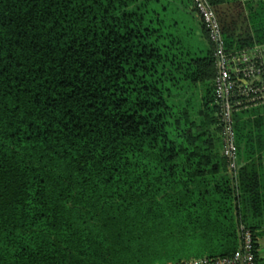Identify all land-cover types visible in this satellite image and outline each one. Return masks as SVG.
<instances>
[{
  "label": "trees",
  "instance_id": "16d2710c",
  "mask_svg": "<svg viewBox=\"0 0 264 264\" xmlns=\"http://www.w3.org/2000/svg\"><path fill=\"white\" fill-rule=\"evenodd\" d=\"M209 1L229 50L264 45L262 3ZM215 77L193 0H0V264L258 247L264 111L235 116L234 180Z\"/></svg>",
  "mask_w": 264,
  "mask_h": 264
},
{
  "label": "built area",
  "instance_id": "2783aa9c",
  "mask_svg": "<svg viewBox=\"0 0 264 264\" xmlns=\"http://www.w3.org/2000/svg\"><path fill=\"white\" fill-rule=\"evenodd\" d=\"M259 2L264 0H241ZM203 21L214 51L216 77L215 102L219 109L223 155L234 180L241 167L235 131V116L242 112L264 111V45L241 50H229L220 21L209 0H193ZM239 248L231 257L198 258L178 264H261L256 241L245 226H240Z\"/></svg>",
  "mask_w": 264,
  "mask_h": 264
},
{
  "label": "crops",
  "instance_id": "0c3cea01",
  "mask_svg": "<svg viewBox=\"0 0 264 264\" xmlns=\"http://www.w3.org/2000/svg\"><path fill=\"white\" fill-rule=\"evenodd\" d=\"M256 3H262L264 5V1H259V2H256ZM260 168H261L260 172L262 174V178H263V181H264V159H263V157H262V160H261ZM260 232H261V234H260V236H259V238L257 240V244H258L257 253H258L259 261L261 262V264H264V226L260 230Z\"/></svg>",
  "mask_w": 264,
  "mask_h": 264
},
{
  "label": "rangeland",
  "instance_id": "374dc122",
  "mask_svg": "<svg viewBox=\"0 0 264 264\" xmlns=\"http://www.w3.org/2000/svg\"><path fill=\"white\" fill-rule=\"evenodd\" d=\"M198 35H200V34H198ZM262 157H263V159H264V153H263Z\"/></svg>",
  "mask_w": 264,
  "mask_h": 264
}]
</instances>
